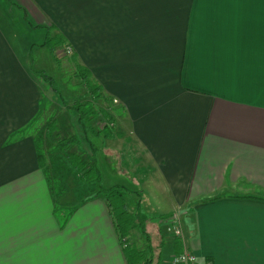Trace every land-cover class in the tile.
Returning <instances> with one entry per match:
<instances>
[{"label": "crops", "instance_id": "1", "mask_svg": "<svg viewBox=\"0 0 264 264\" xmlns=\"http://www.w3.org/2000/svg\"><path fill=\"white\" fill-rule=\"evenodd\" d=\"M79 22L93 50L121 53L128 142L106 148L162 221L161 257L264 264V0H0V264H125L103 196L49 135L67 101L42 44ZM70 109L59 138L82 126Z\"/></svg>", "mask_w": 264, "mask_h": 264}, {"label": "rangeland", "instance_id": "2", "mask_svg": "<svg viewBox=\"0 0 264 264\" xmlns=\"http://www.w3.org/2000/svg\"><path fill=\"white\" fill-rule=\"evenodd\" d=\"M2 2H5V0H2ZM82 24L83 26L86 25L83 22L73 24L74 31L67 32L64 29L67 32V36L70 37V41H61V44L55 49L56 58L59 62V73L55 72V64L48 58V52L45 49H41L45 59L43 61L44 68L47 74L55 79H57L56 77L58 75L60 76L58 87L62 89V97L67 101V103H65L64 100L59 97L63 110L52 109L51 112L53 116L49 121H51L50 124H52L53 128L50 130L49 135H59L60 137V130H63V128H60L61 123L55 118H58V115L61 114L62 111L71 112L70 107L76 101H73V99L77 98V101L78 99L81 100L80 102L91 100V97L86 91V87L80 83L77 73L83 68L82 61L94 63L93 72L95 75H91V83L95 85L93 87L94 96L99 93L98 98L94 100V102L95 106H100L103 109L105 116L102 117L99 115L98 118H91L88 121H83L85 122L83 126L84 135L82 134V126L76 124L73 135H76L79 141L71 147H78L75 148L73 152L78 153L84 162L88 163V161L91 160L90 163H92L95 160L96 167L103 176L102 182L109 185L108 187L113 186L116 182H124L127 189L132 191L130 159L126 156L127 153L124 151V155L122 157L120 156L121 160L120 158L118 159L116 155H112L113 153L109 154L111 151H107L108 149L106 148L109 144L119 145V143L128 142L125 103L120 96H117L110 89L112 86L118 85L117 82L123 80L121 53H115L119 51L115 49L106 50L104 47H100L95 43L93 45V50L88 45V42L91 44V41L86 36L88 29H84V31L81 32L78 28ZM111 31L112 30H110V32ZM113 34H116V32ZM116 40L120 42V36L116 37ZM77 52H79V55L76 56L75 53ZM97 86H99L100 89H98ZM84 89L86 91L85 94ZM49 108L50 105L47 109ZM108 132H110L111 135L108 134ZM59 137L57 141L67 138ZM89 142L92 146L95 145L97 148V150L94 151L93 159L90 148L88 147ZM117 151L118 150H116V152L114 151V154H116ZM130 198L136 200L137 196L131 194ZM160 223H162V221H160ZM160 223L155 222L150 225L146 223L144 226V230L151 234L153 233L150 241H152L151 244L154 246L159 243L158 240L161 239V231L159 229ZM142 236L141 232L134 230L130 235V239L144 246L145 242H143ZM159 264H169L167 257H161Z\"/></svg>", "mask_w": 264, "mask_h": 264}, {"label": "trees", "instance_id": "3", "mask_svg": "<svg viewBox=\"0 0 264 264\" xmlns=\"http://www.w3.org/2000/svg\"><path fill=\"white\" fill-rule=\"evenodd\" d=\"M61 41L62 40L58 38L53 40V38L49 39L46 37L45 42L42 44V46L46 45L55 62L58 60L56 58L54 48L58 47L61 44ZM38 74L44 80L48 81L51 86H54V82L51 77L44 75L42 72ZM77 74L80 83L86 87V91L91 97V100H87L85 102H80L78 100L72 105L73 111L78 114V122L84 126L85 122L83 121H88L91 118H98L99 115L104 117L105 114L100 106H95L94 100L98 98L99 93L94 96L93 87L95 85L91 83L92 73H90V71L83 66ZM97 88L100 89L99 86H97ZM54 92L59 94L55 87ZM108 134L111 135L110 132H108ZM78 141L79 140L76 135L63 138L62 140L59 139L56 143V148L64 154V159L67 160L73 172L77 174V179L79 181L84 184L90 183L94 185L96 191L93 196H103L105 207L107 208V214L109 219H111L112 228L116 234L118 243H120L125 264H159L161 258L160 252L162 246L164 245V241L161 237V239L158 240L159 243L155 246L152 245L150 238L153 233L151 234L144 230V226L148 222L149 218H147L146 215L144 216L142 213V197L140 191L132 192L126 187L118 184L111 187H104L102 183H100L101 173L96 167L95 160L92 163H90L91 160L86 163L80 158L78 153L69 151V147L75 145ZM88 147L90 148L93 159L95 147L92 146L90 142ZM131 194L136 195L137 199H131ZM158 217L163 220L164 218L169 217V215L164 214V216ZM134 230H138L143 235V242H145L144 246L130 239V235ZM174 244L175 246L178 244L177 239Z\"/></svg>", "mask_w": 264, "mask_h": 264}, {"label": "built area", "instance_id": "4", "mask_svg": "<svg viewBox=\"0 0 264 264\" xmlns=\"http://www.w3.org/2000/svg\"><path fill=\"white\" fill-rule=\"evenodd\" d=\"M195 260V255L193 253H181L172 257L169 264H191Z\"/></svg>", "mask_w": 264, "mask_h": 264}]
</instances>
